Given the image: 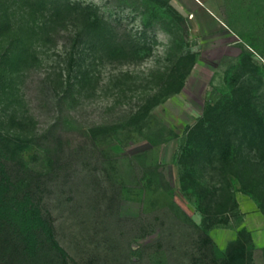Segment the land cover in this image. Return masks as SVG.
<instances>
[{
  "label": "rangeland",
  "instance_id": "obj_1",
  "mask_svg": "<svg viewBox=\"0 0 264 264\" xmlns=\"http://www.w3.org/2000/svg\"><path fill=\"white\" fill-rule=\"evenodd\" d=\"M262 1L0 0V264H264Z\"/></svg>",
  "mask_w": 264,
  "mask_h": 264
},
{
  "label": "trees",
  "instance_id": "obj_2",
  "mask_svg": "<svg viewBox=\"0 0 264 264\" xmlns=\"http://www.w3.org/2000/svg\"><path fill=\"white\" fill-rule=\"evenodd\" d=\"M5 17H7V16H5ZM8 27H9V25H8V22L6 23V22H4V20H2L1 21V23H0V31H2V30H5V29H8ZM18 43H19V46H17V47H15V49L14 50H12V49H9L10 51H12V55H10V56H4L3 55V57H2V62H0V66H1V64H4V61L6 60V62H14V61H16V60H19V59H21L24 55H26V53L28 52V49L26 48V42H24V41H17ZM15 43H10V46L12 45H14ZM2 77V75H0V78ZM235 261H236V259L235 258H230L227 262H225L224 264H235Z\"/></svg>",
  "mask_w": 264,
  "mask_h": 264
},
{
  "label": "crops",
  "instance_id": "obj_3",
  "mask_svg": "<svg viewBox=\"0 0 264 264\" xmlns=\"http://www.w3.org/2000/svg\"><path fill=\"white\" fill-rule=\"evenodd\" d=\"M262 4H263V8H264V1H262Z\"/></svg>",
  "mask_w": 264,
  "mask_h": 264
}]
</instances>
